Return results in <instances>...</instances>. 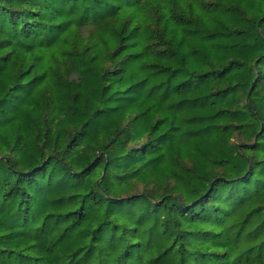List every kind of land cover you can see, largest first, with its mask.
I'll return each mask as SVG.
<instances>
[{
	"label": "trees",
	"instance_id": "1",
	"mask_svg": "<svg viewBox=\"0 0 264 264\" xmlns=\"http://www.w3.org/2000/svg\"><path fill=\"white\" fill-rule=\"evenodd\" d=\"M0 264H264V0H0Z\"/></svg>",
	"mask_w": 264,
	"mask_h": 264
}]
</instances>
